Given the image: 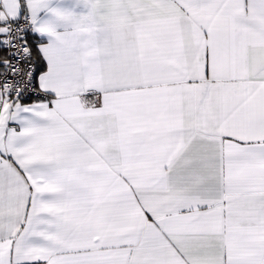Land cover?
<instances>
[{
  "label": "snow or ice",
  "instance_id": "1",
  "mask_svg": "<svg viewBox=\"0 0 264 264\" xmlns=\"http://www.w3.org/2000/svg\"><path fill=\"white\" fill-rule=\"evenodd\" d=\"M0 264H264V0H0Z\"/></svg>",
  "mask_w": 264,
  "mask_h": 264
}]
</instances>
